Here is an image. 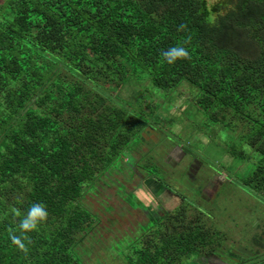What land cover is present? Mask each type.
Wrapping results in <instances>:
<instances>
[{"label": "trees", "instance_id": "obj_1", "mask_svg": "<svg viewBox=\"0 0 264 264\" xmlns=\"http://www.w3.org/2000/svg\"><path fill=\"white\" fill-rule=\"evenodd\" d=\"M171 46L189 57L168 64L162 52ZM129 72L159 91L184 81L196 88L192 104L230 135L233 159H253L244 187L264 195V0H0V264H223L218 252L232 246L184 196L176 209L152 210L117 191L119 210L141 206L145 216L132 239L86 202L98 190L125 189L114 166L134 137L153 130L118 96L99 94ZM147 159L123 174L135 192L155 177ZM34 202L48 216L21 250L10 233L20 234Z\"/></svg>", "mask_w": 264, "mask_h": 264}, {"label": "rangeland", "instance_id": "obj_2", "mask_svg": "<svg viewBox=\"0 0 264 264\" xmlns=\"http://www.w3.org/2000/svg\"><path fill=\"white\" fill-rule=\"evenodd\" d=\"M139 74L132 75L129 72L132 78L126 80L121 87L105 86L99 94L110 102L118 96L122 108L126 109L129 115H144L153 130L145 131L144 139L139 142L134 137L127 147L126 155L114 166L112 173L125 189L119 186L98 190L87 196L86 202L93 211L102 216L105 214L106 221L108 217L115 216L117 222L114 230L117 234H125L132 239L135 237L136 223L145 219V216L141 212V206L132 210L126 207L129 212L119 210L117 204H120L122 197L117 191L123 192V195L129 192L126 199L132 207L146 203L152 210L161 207L160 204L153 203L156 198L163 202V206L173 210L178 207L175 201L183 200L184 196L191 209L192 206L198 211L203 208L209 223L211 222L210 225L219 228L222 234H225L224 242L235 249L218 252L225 260L222 261L223 264H264V195L249 191L242 183L251 169L250 162L253 159H246L245 163L241 159H233L228 152L232 139L229 138L230 135L227 137L224 129L210 121L201 108L192 104L191 101L196 100L199 94L196 88L184 81L173 90L159 91L151 80L145 83V75ZM138 83L144 88L141 89ZM115 101L118 102L117 99ZM135 142L140 143L139 146H136ZM169 146H179V149L172 152L171 148L168 149ZM245 148L247 153L252 151L251 148ZM134 151L136 157L148 153L149 159L145 162L149 163L145 172H153L163 184L148 175L141 179L137 193L133 190L135 183L127 182L123 174L136 169ZM253 157L257 158V155ZM194 160L201 161L202 167L192 175L195 177L191 178L188 177V168ZM216 175H221L223 180L213 185L214 189L205 191V196L204 192L200 194L199 186L204 184L205 190L213 180H218ZM165 181L176 191L167 189ZM186 190L190 192L187 193ZM108 208L114 210L108 213ZM108 223L104 221L103 226ZM261 235L263 241H258ZM103 237L107 235L103 234ZM241 246L246 247L247 251ZM253 250L262 253L255 256ZM230 251H233V257L227 256ZM250 259L252 260L249 262ZM190 264L214 263L212 260L205 263L204 259L199 258Z\"/></svg>", "mask_w": 264, "mask_h": 264}, {"label": "clouds", "instance_id": "obj_3", "mask_svg": "<svg viewBox=\"0 0 264 264\" xmlns=\"http://www.w3.org/2000/svg\"><path fill=\"white\" fill-rule=\"evenodd\" d=\"M162 57L168 64H173L178 59L188 58L189 52L187 48L183 46H171L162 52ZM47 216L48 211L42 202L32 203L27 209L26 214L23 215L19 221L18 228L20 234L16 235L10 233V239L12 243L17 245L21 250H24L25 243L23 242L22 237H25L28 232L36 230L38 226L45 221Z\"/></svg>", "mask_w": 264, "mask_h": 264}, {"label": "flooded vegetation", "instance_id": "obj_4", "mask_svg": "<svg viewBox=\"0 0 264 264\" xmlns=\"http://www.w3.org/2000/svg\"><path fill=\"white\" fill-rule=\"evenodd\" d=\"M202 167V163H201V161H197V160H194L191 164H190V166H189V168H188V177H191V178H194L192 175L194 174V173H196V172H198L199 170H200V168ZM216 177H217V179L218 180H216V181H212L208 186H207V188H205V190H204V187H205V185L204 184H202L201 186H199V188H198V192L201 194L202 192H204V196H205V191H207V190H211V189H214L213 188V185H216V184H219L220 183V180H223V177H221V175H216ZM187 191V193L188 192H190L189 190H186ZM141 200H143V201H145V199H141ZM161 200H159L158 198H156L155 200H153V203H156L157 205H162L163 204V202L161 201ZM212 263H216V262H213L212 261Z\"/></svg>", "mask_w": 264, "mask_h": 264}]
</instances>
